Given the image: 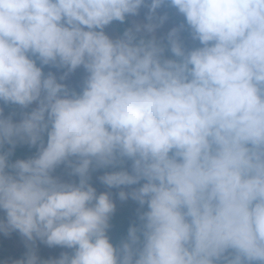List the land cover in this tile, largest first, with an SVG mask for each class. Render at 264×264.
I'll return each mask as SVG.
<instances>
[{"label":"clouds","instance_id":"9594fccd","mask_svg":"<svg viewBox=\"0 0 264 264\" xmlns=\"http://www.w3.org/2000/svg\"><path fill=\"white\" fill-rule=\"evenodd\" d=\"M170 4L177 29L157 39ZM147 9L118 37L105 29ZM183 27V25H181ZM170 51L171 58L165 52ZM43 66L83 67L71 93ZM22 111L14 121L4 105ZM9 162L17 143L43 144ZM72 158H75L74 160ZM106 173L147 211L119 247L107 230L115 205L97 195ZM60 164L78 183L52 176ZM0 233L70 249L15 264H264V0H0Z\"/></svg>","mask_w":264,"mask_h":264},{"label":"rangeland","instance_id":"374dc122","mask_svg":"<svg viewBox=\"0 0 264 264\" xmlns=\"http://www.w3.org/2000/svg\"><path fill=\"white\" fill-rule=\"evenodd\" d=\"M166 4H162L158 9L156 14L158 16H166L165 8ZM174 9V12L178 13V11ZM147 9H141V12L138 16L136 17H129V23L133 25L134 23L137 22H146L145 20V13ZM180 14V13H178ZM176 28L177 31V40L181 44V46L185 50H191L195 47L200 46L199 42L197 40H194L189 32L187 37H182L181 31L182 27L181 24H178L174 21H172L170 18L166 16V20L163 23V25L157 29L156 31V37L159 39L164 37L167 32H169L171 29ZM106 34H108L110 37H118L122 33L119 32L118 28L116 27V23L113 22L111 25H109L105 29ZM48 72H51L56 78L57 81L63 84H70V85H76V87L81 91L83 86H84V81L87 77V72L83 67H79L76 70L70 72L67 74L65 79L60 80L61 76H64V74L67 72V69L65 68H56L52 66H47ZM19 106H13L11 104L9 105H4V114L5 116L11 115L14 121H17L21 118V110L18 108ZM26 112V111H25ZM46 146V145H45ZM73 160L75 158H72ZM21 160H26V157ZM127 170L131 172V164L125 163V166L116 167L114 170H111L110 167H104V168H90V170L94 174V178L97 179L98 181L101 180L100 177L103 176L104 171L113 172V171H119L121 169ZM68 173V174H67ZM52 176L60 180L61 182L65 183H72V179L74 178H79L78 176L72 174L71 168L67 166L66 164H60L57 166L54 171L51 173ZM67 180V182H66ZM95 190L97 195L101 193H108L110 196V199L113 201L115 205V211H120L124 207H133V209L137 210H146L147 205L145 204L144 206H141L137 201L133 200L131 197L121 200L119 197L113 196L110 194L102 185H93L92 186ZM133 190V189H132ZM132 190L128 191L131 192ZM0 219H5L6 220V214L0 210ZM32 247L34 248V251L36 255L42 259L43 257L46 256H52L53 259L59 258L60 254L62 252H67L69 249L61 246H52L49 247L39 239H36L34 242L33 241H28L24 236H22L19 231L17 230H12L8 232L7 234L5 233H0V256H10L13 253H20L21 254V260L26 258V255L29 251V248ZM0 264H4L2 261H0Z\"/></svg>","mask_w":264,"mask_h":264},{"label":"trees","instance_id":"16d2710c","mask_svg":"<svg viewBox=\"0 0 264 264\" xmlns=\"http://www.w3.org/2000/svg\"><path fill=\"white\" fill-rule=\"evenodd\" d=\"M166 4V16L168 18H170L172 21L183 25L182 27V37H187L190 30L187 28V25L185 24L184 21V17L181 14H178L176 12H174V7H172L170 4L165 3ZM116 23V27L118 28L120 33H123V31L128 28L131 27L132 25L129 23V17L126 18L124 23H120V22H115ZM157 39H159L157 37ZM166 57L171 58L172 54L170 53V51H166L165 52ZM43 71L44 73L47 75L48 72V68L47 66H43ZM65 85V84H64ZM67 87V89L69 90V92L71 93L72 91H75L77 93L80 92V90L76 87V85H70V84H66L65 85ZM16 106V105H13ZM35 107V104L29 106L28 109H24L21 110L19 107V110L21 111H30L31 108ZM46 134L43 136V144H41L40 142L37 143V145H29L27 143H17L14 147L10 146V145H5L4 146V151H8L9 148H11V155L9 157V162H15L16 160H21L24 159L26 157V160L29 158H33L38 154V151L40 149V147L45 146L46 145ZM125 163L127 164H131L130 160H125L124 163L122 165H119V167L121 166H125ZM111 170H114L116 167H111ZM106 173H109L107 170L104 171L103 175H105ZM68 174V173H67ZM74 181H72V183H78L79 182V178H74L72 179ZM67 182V180H66ZM145 181H141L139 184L136 185H130V186H121L120 188H109L108 186H106L105 184H103L101 182V180H97L94 178V174L93 172L90 170V178H89V183L91 184V186L93 185H102L110 194H112L113 196L119 197L118 193L120 191H124V192H128L132 189L135 188H139ZM65 183V182H64ZM148 209L146 210H137V209H133V207H124L123 209H121L120 211H115L111 214L110 220H109V228L107 230V236L109 238V242L113 244L114 247H119L124 241L127 240V236H128V230L130 227L136 226L139 227L140 224L142 223L140 220V216L146 212ZM71 250L69 249L67 252H70ZM21 254L20 253H13L10 256H0V261H2L4 264H15L16 261L21 260ZM48 259H53L52 256H46L43 257L42 260H48Z\"/></svg>","mask_w":264,"mask_h":264}]
</instances>
